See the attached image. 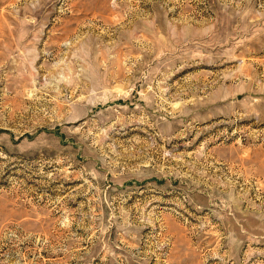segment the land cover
<instances>
[{
    "label": "rangeland",
    "instance_id": "1",
    "mask_svg": "<svg viewBox=\"0 0 264 264\" xmlns=\"http://www.w3.org/2000/svg\"><path fill=\"white\" fill-rule=\"evenodd\" d=\"M0 264H264V0H0Z\"/></svg>",
    "mask_w": 264,
    "mask_h": 264
}]
</instances>
